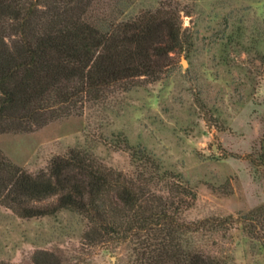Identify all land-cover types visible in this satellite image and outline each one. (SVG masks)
Segmentation results:
<instances>
[{
	"label": "rangeland",
	"instance_id": "1",
	"mask_svg": "<svg viewBox=\"0 0 264 264\" xmlns=\"http://www.w3.org/2000/svg\"><path fill=\"white\" fill-rule=\"evenodd\" d=\"M166 5L181 11V37L159 80L113 91L31 132L1 133L0 152L29 174L69 150L127 177L149 158L194 193L181 221L206 220L179 235L183 250L264 264V247L239 224H216L264 204V0H120L113 16L126 20ZM85 230L66 210L23 220L0 207V262L33 264L44 252L58 264L133 263L126 243L84 245Z\"/></svg>",
	"mask_w": 264,
	"mask_h": 264
},
{
	"label": "trees",
	"instance_id": "2",
	"mask_svg": "<svg viewBox=\"0 0 264 264\" xmlns=\"http://www.w3.org/2000/svg\"><path fill=\"white\" fill-rule=\"evenodd\" d=\"M119 1L0 0V134L77 116L113 91L162 77L179 50L181 11L166 5L117 20ZM258 157L264 167V132ZM142 162L127 177L69 150L29 174L0 152V207L23 220L74 213L86 223L84 245L126 243L132 264H226L181 248L179 235L206 222L180 219L195 195L151 159ZM216 224H239L264 247V204ZM33 264L58 260L38 252Z\"/></svg>",
	"mask_w": 264,
	"mask_h": 264
}]
</instances>
